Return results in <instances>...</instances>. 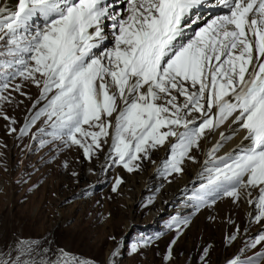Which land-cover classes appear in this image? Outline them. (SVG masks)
<instances>
[{
    "label": "snow or ice",
    "instance_id": "obj_1",
    "mask_svg": "<svg viewBox=\"0 0 264 264\" xmlns=\"http://www.w3.org/2000/svg\"><path fill=\"white\" fill-rule=\"evenodd\" d=\"M200 2L126 0L125 11L107 0H18L14 10L0 7V67L13 70L2 73L0 88L16 76L41 88L36 104L44 106L20 129L22 135L46 116L47 135L82 147L87 157L110 138L113 163L128 171L139 167L134 162L141 153L172 137L164 171L181 172L206 134L235 126L231 135L221 132L208 153L207 183L194 199L199 207L221 195L238 200L244 194L256 222H264V0H219L226 13L185 42L186 19ZM37 18L43 27L33 26ZM109 39L113 44L105 47ZM237 128L245 133L241 144L215 156ZM120 183L117 178L113 191ZM175 223L179 230L188 221ZM262 242L264 234L249 246ZM32 251L22 242L19 255L0 264H36L21 260ZM43 264L87 262L65 253ZM230 264L257 262L237 257Z\"/></svg>",
    "mask_w": 264,
    "mask_h": 264
},
{
    "label": "rangeland",
    "instance_id": "obj_2",
    "mask_svg": "<svg viewBox=\"0 0 264 264\" xmlns=\"http://www.w3.org/2000/svg\"><path fill=\"white\" fill-rule=\"evenodd\" d=\"M116 8L125 11L126 0ZM196 10L193 15L199 16ZM44 23L37 18L33 26ZM112 44L105 41L106 47ZM5 71L13 70L0 67V81ZM21 78L0 88V97L7 98H0V259H15L23 242L33 251L21 260L36 264L55 262L65 253L87 264H230L237 257L264 264V257H257L264 242L249 246L264 234V222H256L246 195L238 200L221 195L215 204L197 207L194 195L207 183L205 169L212 166L203 149L190 153L195 163L184 159L181 172L165 173L176 142L170 137L141 153L134 162L139 167L128 171L113 163L110 138L87 157L82 147L47 135L46 116L22 135L20 129L45 101L36 104L41 88L29 92V82ZM117 178L121 183L113 191ZM180 220L188 223L178 230L175 221Z\"/></svg>",
    "mask_w": 264,
    "mask_h": 264
},
{
    "label": "bare ground",
    "instance_id": "obj_3",
    "mask_svg": "<svg viewBox=\"0 0 264 264\" xmlns=\"http://www.w3.org/2000/svg\"><path fill=\"white\" fill-rule=\"evenodd\" d=\"M124 0H107V2L116 8V5H118L119 3L123 2ZM202 1V0H201ZM214 2H219V0H214ZM15 6V0H0V7H5L7 8L9 11L12 10V8ZM198 7V5H196L188 14V17L186 19L185 22V27H184V35L187 36V34H195L196 32L199 31V29L201 27H204L206 25L207 22H209L212 17L207 18L206 16L208 14H203L199 16L193 15V10ZM118 11H120L118 8H116ZM197 13V12H196ZM226 13V11H222V12H217V13H212V14H216V17L224 15ZM212 14H209L208 16H211ZM198 15V14H197ZM215 17V18H216ZM37 20V19H36ZM39 21V20H38ZM106 32H109V34H111V28L108 27L106 28ZM194 37V36H193ZM189 37H184V40L186 42V40ZM110 42L113 43V41L111 39H109ZM105 43V42H104ZM106 47V46H105ZM22 79V78H21ZM20 80V76H16L14 79H12L11 83L13 85V83L18 82ZM29 82V87H28V91H38L40 88L37 87V85L35 83H33L31 80H27ZM15 85V84H14ZM39 88V89H38ZM27 89V88H26ZM8 91V90H7ZM8 104V103H7ZM12 104V103H11ZM9 106V105H8ZM6 110V109H5ZM8 114V113H6ZM2 115V114H1ZM3 116V115H2ZM6 116V115H4ZM235 127V126H232ZM232 127H229L227 124L225 125H221L218 129H216L213 132H210L208 134H206L205 137H203L200 141V146L199 148L203 149L204 154L208 155V153L212 150L213 147H215V145L217 144L218 141L221 140V136L220 133L223 132L225 133L226 136L231 135L232 133ZM236 135L232 136L231 139L223 142V147L220 148L219 151H217L215 153V156L219 157V156H224L226 153L231 152L233 149H235L237 147V145L241 144L243 137L245 135V133L241 130H239L238 128L236 129ZM244 143H247V141H243ZM199 148H194L192 150V153L196 154L198 152ZM191 162L195 163L196 159L194 158L193 160L191 159ZM183 167V166H182ZM196 167L193 166V171H195ZM184 180H186V176L182 178ZM179 186V184H178ZM182 187V186H181ZM169 197V196H168ZM167 197V198H168ZM173 195L171 196L170 200L173 199Z\"/></svg>",
    "mask_w": 264,
    "mask_h": 264
}]
</instances>
